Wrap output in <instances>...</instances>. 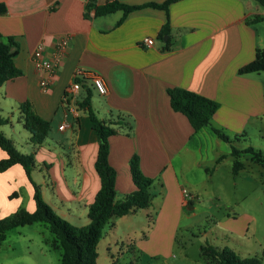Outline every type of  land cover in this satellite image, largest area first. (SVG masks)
Here are the masks:
<instances>
[{
  "label": "crops",
  "instance_id": "crops-1",
  "mask_svg": "<svg viewBox=\"0 0 264 264\" xmlns=\"http://www.w3.org/2000/svg\"><path fill=\"white\" fill-rule=\"evenodd\" d=\"M118 1L137 6L166 0ZM87 2L0 0V35L18 43L13 62L22 72L0 86V120L9 121L0 131L19 152L33 154L31 179L43 200L71 225L86 226L87 207L99 189L93 167L97 138L86 113L77 108L65 116L61 100L76 69L96 73L107 93L93 91V112L104 120L126 119L132 127L129 135L120 132L108 139L116 199L135 190L129 160L136 154L143 175L159 177L163 185L161 195L154 189L152 201L161 206L156 229L159 222L175 226L192 198V175L202 172L206 184L213 165L231 156V150L225 155L213 152L221 140L210 127L194 132L185 116L171 110L166 91L181 88L215 101L219 107L211 124L231 138L239 139L247 127L263 122L264 72L239 75L238 70L254 59L256 49L264 50V22L247 23L264 18V8L254 0H180L169 5V32L161 37L167 22L164 10H135L117 25L122 12L95 17ZM105 2L95 0V5ZM62 37L69 39L66 54L50 89L43 90L39 80L44 75L34 68L32 52L42 43L50 57ZM144 38L153 44L144 47ZM85 85L91 88L89 81ZM83 95L80 89L76 101ZM26 100L51 125L38 147L29 143L16 108ZM64 120L70 127L59 131ZM5 156L0 149V160ZM20 208L35 209L33 187L15 165L0 173V218Z\"/></svg>",
  "mask_w": 264,
  "mask_h": 264
},
{
  "label": "trees",
  "instance_id": "trees-1",
  "mask_svg": "<svg viewBox=\"0 0 264 264\" xmlns=\"http://www.w3.org/2000/svg\"><path fill=\"white\" fill-rule=\"evenodd\" d=\"M180 0H166L161 4L145 3L130 6L120 3L118 0H106L103 5H95V0H88L87 11L93 9L95 17L106 16L116 12H122L118 21L119 25L123 19L135 10L150 7L164 10L167 14L170 4ZM264 8V0H254ZM264 22L263 17H253L247 23L254 24ZM169 32L168 14L167 22L161 29L159 36L167 35ZM168 42V41H167ZM19 45L13 37H2L0 35V86L9 80L22 76L21 70L16 68L13 59L17 56ZM264 72V50L256 49L254 59L238 70L239 75L258 74ZM83 89V97L75 102L79 110H83L91 124L97 138V152L94 160V170L99 178V189L92 202L87 207L88 224L75 227L62 219L42 198L40 187L31 179V172L36 168L33 154H23L17 150L11 140L0 131V149L5 153V158L0 160V173L5 172L12 166L19 165L25 172L33 187V201L35 209L32 212L20 208L5 218H0V244L5 240V234L9 230L32 224H43L50 233L51 238L45 242L52 249L61 251L60 264H97V248L103 237L106 225L115 218L132 215L140 210L148 209L154 198L156 188L161 195L163 185L160 178H148L143 175L139 168V159L134 154L129 160V172L135 190L117 200L114 192L115 171L108 164V139L118 133L130 134L132 127L123 118L109 121L100 119L91 108L93 87H87L84 79L75 80ZM169 105L173 112L186 117L194 132L205 127H210L213 134L222 142L230 145V155L233 158L232 174L236 176L243 169L239 158L242 154H250L252 160L264 167V157L261 151H255L252 147L239 150L234 146L238 137H229L222 129L213 127L211 121L218 109V104L206 97L194 92L181 89H167ZM65 94V93H64ZM23 129L29 135V143L33 147L41 146L51 129L49 121L39 117L33 104L26 100L17 105ZM7 119L0 120V126L7 124ZM241 137H244L241 135ZM150 218V217H149ZM201 256L209 264H260L257 258L240 259L232 250L223 248L216 249L205 245L200 247Z\"/></svg>",
  "mask_w": 264,
  "mask_h": 264
},
{
  "label": "rangeland",
  "instance_id": "rangeland-1",
  "mask_svg": "<svg viewBox=\"0 0 264 264\" xmlns=\"http://www.w3.org/2000/svg\"><path fill=\"white\" fill-rule=\"evenodd\" d=\"M246 131L234 146H250L264 157V120ZM218 143L213 152L225 155L230 145ZM233 161L229 156L214 164L206 184L202 172L192 175V198L175 226L159 222L156 229L159 201L110 221L98 244L97 264H209L200 251L207 244L264 264V167L242 154L243 169L234 176ZM50 238L39 223L9 230L0 244V264H60L61 251L45 242Z\"/></svg>",
  "mask_w": 264,
  "mask_h": 264
},
{
  "label": "built area",
  "instance_id": "built-area-1",
  "mask_svg": "<svg viewBox=\"0 0 264 264\" xmlns=\"http://www.w3.org/2000/svg\"><path fill=\"white\" fill-rule=\"evenodd\" d=\"M68 37L59 38L56 42V46L53 54L50 57H46L44 55L43 44L39 43L31 55V62L34 68L41 72L44 76L39 80V87L43 90H49L55 76L58 73V69L60 66V62L62 58L66 54L67 45H68ZM144 47H150L153 44V40L150 38H144L142 43ZM76 79H84L89 81L94 91H96L99 95H106L107 89L103 79L94 72L87 71L84 69H76L72 75V81L70 86L66 89L61 100V104L64 107L65 116L68 113H73L77 106L75 104L76 99L75 96L77 92L80 90V85L75 80ZM70 125L66 120L62 121V123L58 126L59 131H64L69 128ZM186 196L188 194L184 192Z\"/></svg>",
  "mask_w": 264,
  "mask_h": 264
}]
</instances>
